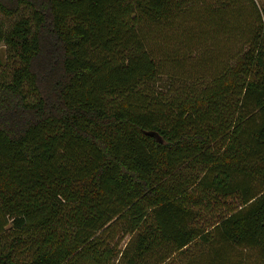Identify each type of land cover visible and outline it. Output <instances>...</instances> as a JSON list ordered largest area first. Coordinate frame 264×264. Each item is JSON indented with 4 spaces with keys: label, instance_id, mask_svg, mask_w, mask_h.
Listing matches in <instances>:
<instances>
[{
    "label": "trees",
    "instance_id": "trees-1",
    "mask_svg": "<svg viewBox=\"0 0 264 264\" xmlns=\"http://www.w3.org/2000/svg\"><path fill=\"white\" fill-rule=\"evenodd\" d=\"M0 14V264H264V2Z\"/></svg>",
    "mask_w": 264,
    "mask_h": 264
},
{
    "label": "rangeland",
    "instance_id": "rangeland-1",
    "mask_svg": "<svg viewBox=\"0 0 264 264\" xmlns=\"http://www.w3.org/2000/svg\"><path fill=\"white\" fill-rule=\"evenodd\" d=\"M259 3L264 0H257ZM19 17L18 14L12 16H4L0 14V27L2 30H7L10 25ZM17 63V58L13 57L8 50V47L4 41H0V80L8 79L12 67ZM170 79L166 73L158 76L156 84L158 88H167L170 85ZM178 84V82H177ZM127 235L124 237H116V242L119 246H123Z\"/></svg>",
    "mask_w": 264,
    "mask_h": 264
},
{
    "label": "water",
    "instance_id": "water-1",
    "mask_svg": "<svg viewBox=\"0 0 264 264\" xmlns=\"http://www.w3.org/2000/svg\"><path fill=\"white\" fill-rule=\"evenodd\" d=\"M148 134H152V135H154V136H156L158 139H160V137H159V135L155 132V131H153V130H148V131H146Z\"/></svg>",
    "mask_w": 264,
    "mask_h": 264
}]
</instances>
